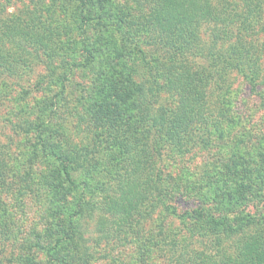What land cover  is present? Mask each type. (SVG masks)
Instances as JSON below:
<instances>
[{"label": "rangeland", "instance_id": "1", "mask_svg": "<svg viewBox=\"0 0 264 264\" xmlns=\"http://www.w3.org/2000/svg\"><path fill=\"white\" fill-rule=\"evenodd\" d=\"M79 1L10 0L6 7L13 16L39 25L40 32L61 34L59 45L33 44L29 55H20L23 66L7 69L11 72L0 78V264H173L179 246L200 248L188 232L191 223L169 214L152 194L127 220L117 208L105 206L122 199L120 158L104 143L95 113L108 71H122L126 65V72L131 69L143 83L151 72L146 62L158 54L159 46L144 45V18L134 11L133 0H94L99 15L107 10L114 24L122 18L120 29L112 23L99 25L97 9L90 4L82 14ZM228 4L233 5L230 0ZM254 5L248 13V7L239 4L242 19L234 28L236 38L256 48L253 58L262 72L256 73L255 82L231 72L233 91L226 101L214 102L217 107L227 102L231 119L212 126L188 152L158 159L167 182V203L179 214L197 205L192 192L208 185L213 171L236 156L255 162L264 151V0ZM78 15L91 19L81 22ZM55 19L62 23L60 29ZM117 50L124 52V59ZM149 102L155 110L173 104L166 94ZM52 151L73 156L77 187H60ZM87 202L93 211L79 219L78 207ZM241 208L235 214L238 219L245 213L264 214V185ZM70 217L80 229L77 242L67 238ZM101 220L108 223V232L97 226Z\"/></svg>", "mask_w": 264, "mask_h": 264}, {"label": "trees", "instance_id": "2", "mask_svg": "<svg viewBox=\"0 0 264 264\" xmlns=\"http://www.w3.org/2000/svg\"><path fill=\"white\" fill-rule=\"evenodd\" d=\"M133 1L134 11L144 18V45L156 44L160 51L146 62L151 70L147 72V81L139 83L135 72L131 69L126 72V65L122 71L109 68L96 97L95 113L102 122V139L119 153L121 168L122 199L119 203L114 199L108 201L105 206L117 208L120 217L127 220L140 201L152 194L160 198V204L169 214L189 221L188 232L200 248L179 246L178 254L174 252L177 255L173 264H264V214L245 213L240 219V215H235L243 211L242 205L251 202L264 185V151L255 162L236 156L213 171L209 184L195 187L192 192V196H198L197 205L181 214L176 206L167 203V182L164 170L158 167L160 157L173 158L188 152L212 126L231 119L227 102L222 107L214 104L226 101L233 91L230 90L233 83L228 80L231 72L240 73L250 82L257 79L255 75L261 67L253 58L257 50L254 45L246 43L245 46L236 38L239 34L234 27L242 19L239 4H245L250 13L259 0H230L231 8L229 0L224 3L220 2L223 0ZM9 2L0 0V78L5 72H11L8 70L12 67L23 66L20 55H29L33 44H43L36 48L59 45L61 34L59 30L40 32L39 25L13 16L6 9ZM77 4L84 15L88 4L97 9L94 14L100 19L99 25L106 27L112 23L120 29L122 18L114 24L109 21L107 10L99 15L100 9L94 0H80ZM76 19L86 23L91 18L78 15ZM54 23L57 28L62 27L60 20L55 19ZM84 48L88 51V45ZM140 53L146 59L145 52ZM116 54L122 59L126 56L120 50ZM163 94L173 104L153 109L149 99L152 96L159 99ZM262 103L264 106V98ZM51 154L59 164L60 187H77L73 156L56 151ZM187 189L193 188L188 185ZM88 206L89 202L85 207L80 204L79 219L93 211ZM98 224L102 232H108L104 230L108 224L105 220ZM66 231L67 238L79 241L80 229L71 217Z\"/></svg>", "mask_w": 264, "mask_h": 264}]
</instances>
